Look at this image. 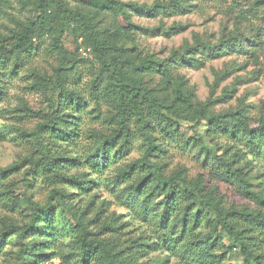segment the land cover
Returning a JSON list of instances; mask_svg holds the SVG:
<instances>
[{"label":"rangeland","instance_id":"374dc122","mask_svg":"<svg viewBox=\"0 0 264 264\" xmlns=\"http://www.w3.org/2000/svg\"><path fill=\"white\" fill-rule=\"evenodd\" d=\"M35 1L0 0V45L9 49L24 26L36 28L30 48L0 60V169L14 167L5 176L0 171V233L17 227L0 240V264H83L76 218L87 222L89 237L109 238L125 264H133L131 257L136 264H246L208 201L225 212L264 214V203L249 193L264 198V0H105L111 6L104 8L49 0L42 23ZM119 2L125 16L117 12ZM75 15L104 40L102 52L74 32ZM125 18L131 35L118 37ZM139 51L141 58L168 62V78L137 68ZM176 87L193 106L176 99ZM131 93L142 108L128 105ZM233 114L247 119L250 130ZM54 116L59 124L69 121V143L49 138ZM123 117L129 138L111 147L109 135L125 134ZM146 136L162 145L150 159L161 164L164 177L177 176L174 184L193 192V203L182 201L169 222L161 218L164 180L137 196L130 186L143 172L119 177L143 161ZM60 155L76 159L64 172L80 184L44 170ZM224 161L242 170L247 187ZM53 189L65 197H53L55 210L43 219L37 205H47ZM33 215L54 240L23 233ZM229 218L237 231L250 227L259 237L255 252H264L258 225L237 214ZM111 223L113 230L102 228Z\"/></svg>","mask_w":264,"mask_h":264},{"label":"trees","instance_id":"16d2710c","mask_svg":"<svg viewBox=\"0 0 264 264\" xmlns=\"http://www.w3.org/2000/svg\"><path fill=\"white\" fill-rule=\"evenodd\" d=\"M90 3H93L95 6L104 8L111 4L108 1L105 0H87ZM36 8L41 13L39 15L40 23L44 22L47 18V11L49 9V0H36ZM117 12H121L123 16H125L123 4L117 3ZM111 6V5H109ZM145 7V6H144ZM146 8V7H145ZM127 20V21H126ZM74 21L76 23L74 27V32H79V35L83 37L85 41L90 42L93 49L102 52L104 45V40H101L98 36L92 35L90 33L89 26L87 28H84L81 26V22L84 21V18L81 15H75ZM124 26L122 29L116 30V35L118 37H127L131 35L132 29L131 24L128 22V19L125 18L123 21ZM36 32V28L33 24H29L24 26L21 31L15 34V44L10 47L9 49L5 45H0V60L2 58L1 55L6 56L8 53L11 52H17L19 48H30L33 40V36ZM228 44V43H225ZM140 51L137 53V57L141 58V55H139ZM179 54H181L179 52ZM169 66L168 62L161 61L156 58H154L152 55H149L145 58H141L140 63H138L137 68L143 70V71H153L161 74L166 79L169 76V72L167 67ZM124 84V83H122ZM125 88H127L125 85H123ZM128 90H133L132 88L128 87ZM176 90V99L180 100L181 103L185 106L191 107L193 104L188 99V96L183 94V92L180 90L179 87L175 88ZM136 94L131 93L129 96V99L131 100V103L129 102L128 105L133 106L135 108H142L139 104V101L135 98ZM125 102H128L124 99ZM65 104V103H64ZM122 104V103H121ZM122 106H125L122 104ZM127 106V105H126ZM234 116H237L238 120L240 121V125L244 126V128L249 131L250 125H248L247 119H244L240 117L237 114H233ZM239 116V117H238ZM62 123L59 124L57 121V117L54 116L53 119L47 124L48 129L47 132L49 134V138L54 141H64L68 142V138L71 136L73 129H69L68 127H64V123L67 124L69 121L67 119H62ZM125 117H123L121 124L123 128H126L125 134L122 135V131L118 130L115 133H112L109 135L106 139V144H112L116 142L118 138L121 136L123 137V144L127 143V140L129 138V129L125 125L126 123ZM147 124L144 123L143 129L146 128ZM237 132V129H233V133L235 134ZM251 134V132L249 133ZM146 140L148 143L147 147V153L143 159V164L141 165V161H136L125 167L119 172V177L125 178V180H131L133 175L136 173L137 170L143 172L142 176H138L137 180H135L134 184H132L131 191L135 193L137 196H142L143 192H147L148 189H156L159 188L160 184L155 183V181L161 182L162 180L165 181V188L160 190V193L164 194L165 197V211L163 212V215L161 216L162 220H165L167 218V221L169 222V217L171 212H173L177 206L180 205L182 201H190L189 203H193V197H191L192 191H188L187 189H182L181 187H178L174 182L177 181V176H170V177H164V174L162 172L161 164L154 163L151 161L150 156H155V152L161 151L162 145L159 142H155V140L150 137L146 136ZM69 143V142H68ZM67 143V144H68ZM61 145V149H62ZM71 160L75 163L76 159H69L68 157H65L64 155H60L59 157L55 159H48V162L45 164L44 170H48L50 172V176L52 178H56L57 180H60L61 182L70 183V182H81V179L76 175H68L64 172V170L71 166ZM223 165L228 173H235L238 177V180L243 184L244 187H247V182L245 179H243V172L240 169H235L229 164H227L225 161L223 162ZM148 168V169H146ZM14 167H8L7 169H0L3 176H5L9 171H12ZM153 173V174H152ZM152 174L151 179L144 181L146 175ZM144 181V182H143ZM143 182V183H142ZM142 183V185L139 187V185ZM76 184V183H75ZM249 191L248 189H246ZM249 193H252V195L257 198L260 202L264 203V198L258 195L257 193H254L252 191H249ZM53 197L62 199L65 197V193L63 190L60 189H53L51 191V194L49 196V201L47 205H37V208L39 212L41 213V218L45 219L48 218L55 210V205L52 202ZM192 200V201H191ZM209 208H213L216 210L217 217H219L218 222L223 226V228L228 231L231 235L234 236L235 241L240 245L241 250L244 252L246 256V264H250V260H254L256 264H264V252L262 253H256L254 246L256 245V241L259 238L257 235L253 234L252 229L249 227L243 231H237L233 228V222L232 219L229 218V215L231 214H237L239 217L246 219L250 221L251 223L258 225L259 228V234L264 236V214L260 212H252V211H246V210H232L231 212H225L223 208L221 207L220 203H213L210 200L208 201ZM146 208V207H145ZM147 209V208H146ZM34 214V213H33ZM167 215V217H166ZM39 216V215H38ZM186 216V209L183 213V217ZM33 218L31 220V224H26L21 229L23 230V233L25 234H31L34 233H41L40 235H43V237H50L54 240V235L52 233H49L48 235H44L43 229L45 228V232H49V229H46V227H37L35 225V218H37V215H33ZM182 221H184L182 219ZM75 226L78 229V236H77V245L79 247V254L81 259H83V264H125L120 258H121V252L114 249V245L112 241L107 237H89V234H91L90 231H88L87 222L82 221L79 218H76L75 220ZM167 223V222H166ZM33 227V228H32ZM109 227V230H113V223L110 225H104L102 227L103 229H106ZM17 227L15 226H5L3 231L0 233V240L6 236V234H10L13 232ZM34 229V231H33ZM1 249V246H0ZM28 253H29V249ZM131 262L133 264H136L135 259L131 257Z\"/></svg>","mask_w":264,"mask_h":264}]
</instances>
